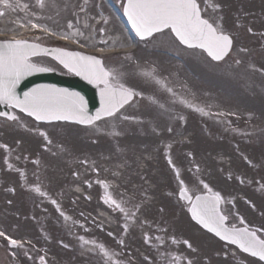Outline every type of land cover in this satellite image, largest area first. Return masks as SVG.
Masks as SVG:
<instances>
[{"label": "snow or ice", "instance_id": "1", "mask_svg": "<svg viewBox=\"0 0 264 264\" xmlns=\"http://www.w3.org/2000/svg\"><path fill=\"white\" fill-rule=\"evenodd\" d=\"M0 4H3L4 8H13L14 10V6L10 3V0H0ZM88 4L89 0H82V2L81 0H75V3H73V0H35L33 5L24 3L22 5L24 9L31 7L38 9V11H32L31 19L26 23L21 21L20 27L27 28L30 26L32 30L44 33L47 36H55L61 40H72L74 43L79 44L80 47L87 48L90 46L89 43H81L80 39L84 37V31L81 28H76L73 31L74 24L71 20L68 21L67 30L64 31H57L41 21L52 19V16L47 15L51 10H55V14L59 16L61 11L71 8L72 15L77 17L76 24H79L83 18V29L92 28L93 26L88 22L89 19H93L87 16ZM122 6L124 15L141 41L149 39L158 40L160 36H167L168 40L175 45L177 56L184 53L186 49L191 50L192 55L205 57L213 66L217 67L222 63H227L226 57H229L235 50L238 54L232 60V64L229 65L230 70L239 68L244 64L243 57L239 54H247L249 50L242 46L238 49L235 48L234 35L225 29L223 16L220 14L221 5L218 2H213V0H125ZM210 9L213 14L217 15L216 19L208 17ZM81 13L84 14V17L80 16ZM4 15L5 13L0 11V17ZM103 22L105 24L108 23L107 20ZM242 27L243 22L237 19L235 28L239 29ZM99 31L101 34L104 33L103 28ZM247 31L249 34L253 33L251 27H248ZM99 42L107 44L106 40ZM161 43L165 42L161 41ZM196 50H199V52L197 53ZM100 51H103V49H100ZM40 52L53 55V58L67 71L82 76L89 83L95 84L97 87L102 85L100 87L101 107L94 116L87 113L82 98L65 90L41 87L33 89L30 92H25L22 99L16 95V86L24 76L35 72L52 71L48 67H43L32 62L31 57L38 55ZM125 59L133 60L134 57L128 54ZM247 69L264 74V68H257L253 64H248ZM133 74L143 79L146 83L155 86L153 95L145 97L143 92L126 86L123 81L127 78L128 73L119 69H106L102 60L94 56L82 55L78 52H67L60 48L51 50L42 49L38 44H32L26 40H11L0 43V105H5L10 109H17L37 122L52 124L57 121H67L78 125L94 127L97 130L100 129L96 122L104 118H116L122 121L143 123L140 118L121 112V109L125 105L131 104L137 97L146 98L157 116H167L169 121H185V116L175 107L177 105L199 113L202 116L225 115L224 112L213 111L211 103L207 104L206 107L202 106L201 103L197 102L195 94L187 89V85H180V88L188 93L187 95L178 91L170 79V74H162L153 64L140 65L137 63ZM157 92L166 94L167 98L164 102H161L156 95ZM117 113H120L119 117H117ZM229 115H234V113H229ZM0 117H4L8 121L19 122V118L11 112H0ZM115 128L116 125H112L107 130V134L113 137L120 135L121 133L117 132ZM167 131L169 134H173L176 130L169 124ZM152 132L157 136L160 135L158 127L154 126ZM39 134L44 137L48 144L52 143L46 132L40 131ZM17 143L19 144V141ZM171 146V143L165 145V156L168 159L169 165L176 171V166L168 154V149ZM0 148L8 150V146L4 144H0ZM189 156L191 157V153H189ZM24 159L27 160L28 157L25 156ZM4 163L9 170L12 169V165L8 162L7 157H5ZM32 163L35 164L37 161H32ZM80 163L87 165L88 160H81ZM196 170L199 171L198 165H196ZM16 171L24 178L25 173L22 170L16 169ZM93 171L98 172V169L93 168ZM73 174L78 175V173ZM176 178L179 181V200L186 202L187 212L196 224L200 225L207 232L212 233L226 245H234L240 252L255 258L257 264H264V234H260V229L253 230L247 226L236 227L235 225L229 227L227 224L228 216L223 214L220 207L224 201L218 192H213L207 183L201 181L207 194L192 195L190 194V189L180 178L178 171H176ZM36 179L38 181L40 179L38 174H36ZM97 183L105 189L104 195L101 197L103 202L113 208V211L118 210L122 214L125 220L122 227L127 232L128 222L136 220L137 214L143 206V201L132 203V206L128 207L134 200L135 192L129 195L127 194V189H125L118 194L119 199H117L112 193L107 191L109 185L106 181L98 180ZM29 190L40 197L48 196V193L43 191L39 186H30ZM9 191L14 192V189H9ZM142 195H146V193ZM50 202L56 207L57 212L65 221L71 219L62 211L56 200L53 199ZM145 223L146 221H141L142 225ZM240 224H245L243 218L240 219ZM80 226L83 227V225ZM158 230L167 232V228ZM85 231H87L86 228ZM108 234L110 236L113 235L112 233ZM0 237L4 241H7V247L10 251L12 249L23 250L24 255L28 259H32L26 248V244L31 243V241H21L4 231H0ZM77 238L81 241V247L91 244L93 248L88 249L89 251L95 252V249H99L103 258L101 264H117L113 259L115 253L110 252L103 244H97L95 239L88 240L83 236ZM170 239L172 243H176L174 236L170 237ZM153 240L159 242L157 245L158 249L163 248L164 238L162 236H152L147 232L144 233L145 244L151 246ZM119 243L123 245L122 240ZM61 244H63V241H61ZM183 244L191 251H196L188 240H184ZM63 246L69 247L68 245ZM11 255L15 258L16 252H11ZM160 255L163 257L167 253L161 252ZM233 255L235 256V253ZM181 259H187V257L177 256L175 253H172L169 264H179ZM39 260L41 264H45V257L41 256ZM188 264H192L191 260H188Z\"/></svg>", "mask_w": 264, "mask_h": 264}, {"label": "rangeland", "instance_id": "2", "mask_svg": "<svg viewBox=\"0 0 264 264\" xmlns=\"http://www.w3.org/2000/svg\"><path fill=\"white\" fill-rule=\"evenodd\" d=\"M34 2L35 0H10V3L14 6V10L13 8L2 9L0 7V11L5 13L4 16L0 17V31L10 29L15 25V23L19 24L21 21H24L26 23L29 19H31V12L38 11V9L31 7L29 9H24L22 5L24 3L33 5ZM97 2L98 0H89V4L87 5V16L92 17L93 19H89L88 22L93 25L94 23L98 22L101 17H104V20H107L108 23L105 24L103 22L96 27L93 26L92 28L85 30L82 26L84 23V20L82 18L79 24H76L75 22L73 23V31L76 28H81V30L84 31V37L80 39H82V41L86 43L92 42V44L95 45L99 40H106L107 44H100L109 45L110 43H112V45L114 46L115 40L113 39L119 38V34L122 35L123 28L120 22H118L104 6L96 9ZM73 3H75V0H73ZM62 6L63 5L61 3V7ZM18 8H21L23 11H19ZM47 15L52 16V19H44L41 22L48 24L50 27L57 31L67 30L66 23L71 19H77L76 16L72 15L71 8L66 11H61L59 16L55 14V10L49 11ZM80 16L84 17V14L81 13ZM2 22H5V26L2 25ZM101 28L104 29L103 34H101L99 31ZM125 40L126 38L120 42L115 41V45L126 44L127 42ZM161 41H164L165 43H161ZM149 42L144 45V50L139 51L138 61L146 62V60L156 58V63H153V65H155L161 73H163L164 70L168 72V74H170L171 71L177 72V70L171 64H167V62L169 61L174 63L173 60H179V57L177 56H172L173 60H171L165 55V51L167 50L175 51V45L168 40V37L160 36L158 40H150ZM238 48L239 47H237L236 49ZM154 53L158 55H155ZM183 54L187 57L184 58L183 56H180V58L182 60L184 58V60L183 63L182 60L178 62V64H180L178 66V73L184 75L190 81V85L192 86V88L188 90L191 93H194L195 97L200 95V91L203 94L207 93L208 91L209 95H211L212 98L208 97L207 102L209 100L214 107H217L219 105L222 106L221 100L223 98L224 101L228 103L227 105H230L231 107L237 109H242L243 112L253 113V110H251V108L247 106L240 108L239 103L243 100L241 95H238L237 99L235 100V98L231 94L226 92V89L229 88L230 85L234 84L235 86V84L239 80L237 75L238 69H240V67L231 70L229 68V65L232 64V60L237 56V51H234V53H232V58L230 57L231 59L229 58L230 60L228 59L229 61L227 60V63H222L220 67H218V69H223L226 72L225 77L215 75V71L218 70L216 68L212 69L213 74H208V62L204 58L197 55H192L191 52L187 50H185ZM160 60L163 61V63ZM133 61H135V59L127 60L120 57L105 59L106 66L109 70H122L123 68H125L124 63L130 66L131 64H133ZM258 61L261 62L262 66L264 67V62L261 60ZM147 63L152 64L151 62ZM126 73H128V75H134L133 70ZM243 77H246L244 80L241 79L244 83V87H253L252 85L255 84L261 88H264L260 85L258 80H253L255 78H252L250 76L247 77L246 75ZM176 79L180 82L182 80L179 76H177ZM131 80L134 83H137L136 85L140 86L132 88L136 89L137 91L143 92L145 94V97L151 96L154 93L153 91L152 94H150L144 87H141L143 85L147 86L148 89L152 87L149 83H142L143 79L138 78L134 75V78H132ZM171 81L175 82L174 74L171 75ZM213 94H215V96ZM223 94L227 95L229 99H227ZM156 95L159 97L161 102H164V98H167L166 94H160L157 92ZM260 101L261 100H257L256 98H251L244 100L243 102L254 103ZM257 105L258 107H262L264 106V102H261ZM151 109H153V107L149 105L146 98L138 97L133 102L132 107L130 106L124 111L126 115H129L130 113L134 114L135 112L144 114L146 112L152 113L153 111ZM216 112H224L225 115L213 116L216 120H208L207 117L197 113L195 117L199 116V123L190 119L188 120L190 121V123L186 124L185 128H176V126L174 127L175 130L182 131V135H185L189 139L188 143H186L185 145H181L178 148V150L181 152L180 161L182 165L180 178L185 181H189V189L191 192L194 190L203 189V184L201 183V181L203 183H207L208 186L216 188L224 198V211H227L230 214L232 222L235 221L234 219H237L239 221L241 218L246 221V219L253 213L248 208H244L243 205H236V203L239 204V202H237L239 201L238 196L242 192L249 195V190H246V188H240L241 183L239 181L238 173L239 170L242 169V164H240V161L236 157V155L228 153L226 149L229 143L232 141V137L234 136V126L236 125L239 118L238 115L237 119L235 115L234 117L228 115V112L231 113L232 111H226L222 108H216ZM148 115H150L148 117L149 119H151L150 122L155 121L159 124L162 136L164 131V124L167 126V123H165L163 119H158L152 114ZM159 117L162 118L161 116ZM18 118L19 122L13 123L11 125L15 128H11V133L7 131V127L0 125V141L3 140L8 144L7 151L3 148H0V227H2V225L9 227L14 223V225H16V227L18 228V231H14L19 232L17 236L24 235L27 232H31V234H34L35 236V233L42 232L41 228L46 225L51 227L53 229V232H55L54 237L52 238L53 241H57L56 236H59L57 234L64 232L62 236H59L60 238H66L63 239V241L75 242V234L78 232L76 225L70 223L69 220H64L62 223L57 222L58 218L53 212L54 209L52 208V205L50 204L51 202L49 201L48 197L42 198L38 194L29 190V188L30 186H39L42 189V186L40 185H44V188L53 190L55 186H58V184H60V191L55 195H59V202L64 203V207L68 206V208L66 209V213L71 215V213L73 212L71 211L70 213V207L73 205L72 202H74V199H84L83 195L79 194L78 192L82 193L83 191L89 196L97 195L99 189L102 187L100 186V188L98 187L99 189L97 188L94 176H105L104 174L107 172V170L98 168V172L89 171L87 174L81 177L74 175L71 172V164L77 162V153H85L80 152L81 150H87L95 154H99L102 151V154H100V156H98L97 158L101 161L103 160L102 162H112V164L115 165L117 173L114 177H112V179H114V181L116 180L117 184H120L119 187L114 188L113 191V194L115 192L116 195H114L117 199H119L118 194L127 189V194L129 195L135 192V197L132 201L133 203H136V201H142L143 199L149 197L161 201L166 199L170 200L169 198H165L166 196L163 195L165 191H163L162 188L164 185L170 184L171 188L174 189L176 186V182L174 180L171 182V179L168 182H165L166 180H168V175L163 176L162 168H160L161 166L159 167V161L156 160V157L158 156L156 153L157 149H153L158 146L157 144H159L163 140V138L157 137L149 138L148 140L144 139V142H139L137 140L135 142L129 140V142L126 143L128 147L136 146L137 144L142 143V145L139 146V149L146 151L147 157H145V159H136L133 154L122 155L118 154L117 151L116 153H113L114 148L109 143L105 146L94 147L90 146L87 142L85 143L86 147H84L81 143L82 139L85 138L86 135L77 127L74 128L66 125H36L37 131H44L50 139L55 138L56 141L61 140L59 142H65L68 146H70L68 148L60 147L56 150L49 151L43 158V147H45V144L35 141L32 137L22 133L24 132L23 126L32 128V126H34L33 122L21 115ZM259 119H264V116L260 117ZM2 123L3 122L0 121V124ZM18 126L22 128L23 131H18L16 129V127ZM190 127H192V129H190ZM103 132L104 131L102 130L99 131L100 134H102ZM18 141L19 144L17 143ZM156 141L158 143H156ZM153 142L156 143V146H154L155 144ZM123 150L125 151L124 145ZM34 152L37 153V156ZM189 153H191V158L189 157ZM110 154L112 155L109 157ZM25 156L28 157L27 160L24 159ZM5 157H7L8 162L12 165L11 170H9L7 165L4 163ZM225 157H227L229 160L222 162L221 159ZM26 161L30 164H28L27 169L23 171L25 173V176L24 178H22L17 171H13V168L22 169ZM32 161H37V163L34 164L32 163ZM136 165L141 168V171L144 173L143 176L141 175L139 177H135V175L133 174H136ZM189 165H192L194 167V173L188 172ZM196 165L199 166V171L196 170ZM154 171H156L157 174H153ZM262 172L264 173V170H262ZM36 174L39 175V181L36 179ZM141 177H143V179H141ZM122 182H125L126 184L122 185ZM3 188H12L14 189V193L11 194L10 191H8L7 193L9 194H7ZM144 193H146V195H142ZM250 198H252V196H250ZM131 206L132 204L130 203L128 207ZM42 208H46V212H44V214L46 215L42 216L44 218L40 221L33 222V229L31 228V225L30 228H28V223L24 221V219H26V214L23 215L24 212L28 211L32 214H35V212L40 211V209ZM100 209L106 210L102 206H100ZM240 209L245 210L244 212L246 213V215L242 214V211H240ZM160 215L162 217L165 216V214ZM140 219L141 218L138 215L136 220L134 222L130 221V223L132 225L141 224ZM250 223L253 224L252 222ZM197 233L201 234L200 232ZM201 235L196 234L195 236V246L198 250L196 251V264H208V258H204V256H210V253H208L209 251L207 249L217 251L219 248L222 250L224 248L223 245L218 241L212 240L213 238L210 239V237L206 236L205 234ZM75 244L76 243H74V247ZM74 247H71L70 250H66L65 253L57 247V249L60 251V253L58 254L61 257L64 254L67 257H70V259L67 261L68 264H78L81 263V261L89 263L88 254H82L78 250V247L76 249ZM211 259L212 264H231L229 262H223L219 260L217 256L211 255Z\"/></svg>", "mask_w": 264, "mask_h": 264}, {"label": "water", "instance_id": "3", "mask_svg": "<svg viewBox=\"0 0 264 264\" xmlns=\"http://www.w3.org/2000/svg\"><path fill=\"white\" fill-rule=\"evenodd\" d=\"M54 83H56V84H57V82H56V81H55ZM79 88H81V89L85 90V88H84V87H79Z\"/></svg>", "mask_w": 264, "mask_h": 264}, {"label": "bare ground", "instance_id": "4", "mask_svg": "<svg viewBox=\"0 0 264 264\" xmlns=\"http://www.w3.org/2000/svg\"><path fill=\"white\" fill-rule=\"evenodd\" d=\"M123 37L121 36V37H119V40H121Z\"/></svg>", "mask_w": 264, "mask_h": 264}]
</instances>
